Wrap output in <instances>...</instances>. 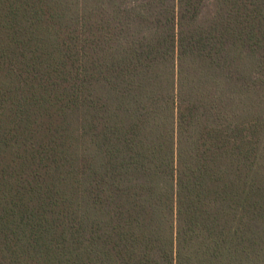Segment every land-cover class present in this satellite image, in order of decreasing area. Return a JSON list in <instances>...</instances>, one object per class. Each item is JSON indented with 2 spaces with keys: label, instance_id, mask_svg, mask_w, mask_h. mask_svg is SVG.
Returning <instances> with one entry per match:
<instances>
[{
  "label": "trees",
  "instance_id": "trees-1",
  "mask_svg": "<svg viewBox=\"0 0 264 264\" xmlns=\"http://www.w3.org/2000/svg\"><path fill=\"white\" fill-rule=\"evenodd\" d=\"M0 264H264V0H0Z\"/></svg>",
  "mask_w": 264,
  "mask_h": 264
}]
</instances>
